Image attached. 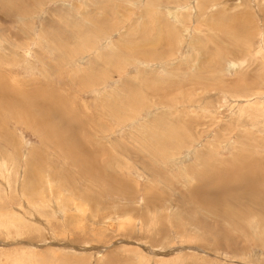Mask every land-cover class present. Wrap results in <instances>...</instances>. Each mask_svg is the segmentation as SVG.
I'll use <instances>...</instances> for the list:
<instances>
[{
    "label": "rangeland",
    "instance_id": "374dc122",
    "mask_svg": "<svg viewBox=\"0 0 264 264\" xmlns=\"http://www.w3.org/2000/svg\"><path fill=\"white\" fill-rule=\"evenodd\" d=\"M262 104L264 0H0V264H264Z\"/></svg>",
    "mask_w": 264,
    "mask_h": 264
},
{
    "label": "bare ground",
    "instance_id": "6f19581e",
    "mask_svg": "<svg viewBox=\"0 0 264 264\" xmlns=\"http://www.w3.org/2000/svg\"><path fill=\"white\" fill-rule=\"evenodd\" d=\"M168 7V6H167ZM170 8V7H169ZM149 32V31H148ZM162 34V33H161ZM138 62V61H137ZM230 63V67H231V70H234V69H236V63L235 62H233V61H230L229 62ZM232 65V66H231ZM234 67V68H233ZM7 82V81H6ZM13 90V89H12ZM12 92V91H11ZM13 93V92H12ZM37 95V94H36ZM45 95V94H44ZM14 96V95H13ZM5 97V96H4ZM16 97H20L19 95L18 96H16ZM44 97V96H43ZM28 98V97H27ZM39 98H41V101H42V97H41V95H40V97ZM38 98V99H39ZM260 98V97H259ZM21 100V98H18L17 99V102H18V106L20 107V108H16L15 107V109H21L20 110V114H18V117H19V119H22L23 121H25V122H27V123H29V124H31V126H33V129L35 130V131H37V132H39V133H42V134H46V136H45V139L47 140V139H50V140H53V141H57V139H59V143H62L61 145L64 147V148H66V150H67V152H69L70 153V155H71V158L72 159H77L79 162H81L78 158H77V156H76V154H75V152L71 149L70 150V145H71V143H72V146L74 147V148H76V145H75V142H72V140L70 141V139L72 138V136H70V135H73L74 133H72V131H70L69 133H70V135H69V139H67V137L65 138V140L62 138V132L56 127V122L54 123L53 122V115L56 113V111H53V110H51L52 108H54L53 106H50L49 104H47V102L46 101H43V102H41V104L39 103V104H37V97H31L30 99H24V100ZM5 100V99H4ZM3 100V101H4ZM6 100L8 101L7 102V104H6V108L7 109H9V110H11L10 108H13V107H11V103H12V101H15L14 100V98L13 97H7L6 98ZM236 100V99H235ZM233 103V102H232ZM247 104V103H246ZM3 105H4V103H3ZM249 105V104H248ZM262 105H264V104H262ZM13 106V105H12ZM263 107V106H262ZM241 108V107H240ZM8 110V111H9ZM14 110V109H13ZM38 110H40V112L38 111ZM7 111V112H8ZM15 111V110H14ZM17 112V111H16ZM60 112V111H59ZM13 113V112H12ZM50 114V115H49ZM153 115V114H152ZM14 116V115H13ZM55 118H57V120H58V118H64L65 120V123H67V121H70V119L67 117V115H65V114H63L62 112L61 113H58L57 115H55L54 116ZM51 122H50V121ZM63 121V122H64ZM58 122V121H57ZM62 122V123H63ZM2 123V122H1ZM26 123V124H27ZM72 126V125H71ZM64 130V129H63ZM67 133V132H66ZM65 133V134H66ZM48 137V138H47ZM148 141V140H147ZM155 146V145H154ZM71 151V152H70ZM36 154V153H35ZM70 158V159H71ZM85 163V162H84ZM254 163H255V161H254ZM82 165H84V164H82ZM231 167L233 168V170L234 171H232V170H230L229 171V175L227 174L226 176H221V175H219V176H221V180H220V178H219V180L221 181V182H219V184L221 183V184H223V186H225V185H229L228 187L230 188V187H235V184L236 185H243V186H246V187H249V186H252V184H253V180H256V181H262V182H264V173H261V168L259 169V171H257V169H256V167L257 166H254V164H252V165H250V166H246L244 169L240 166V165H232L231 164ZM93 168V167H92ZM258 168V167H257ZM2 169V168H1ZM4 169V168H3ZM89 170V169H88ZM229 170V169H228ZM98 171V170H97ZM92 172V171H91ZM6 173V172H5ZM93 174V173H92ZM95 174V173H94ZM202 174V173H201ZM224 174H225V172H224ZM223 174V175H224ZM214 177H216V176H214ZM214 177H212V178H214ZM212 178H211V180H212ZM223 178V179H222ZM218 180V179H217ZM256 181H255V183H256ZM225 182V183H224ZM262 182H260V183H262ZM209 183H211V182H209ZM215 184V183H214ZM206 185V184H205ZM256 185H257V183H256ZM216 186V185H215ZM197 187V186H196ZM221 187V186H220ZM227 187V188H228ZM238 187V189H239V186H237ZM258 187V186H257ZM256 187V188H257ZM209 188V187H208ZM222 188V187H221ZM224 188V187H223ZM253 188H254V186H253ZM259 188V187H258ZM111 189H113L112 187H111ZM212 189V188H211ZM231 189V188H230ZM236 189V188H235ZM243 189V188H242ZM248 190L250 189V188H247ZM263 189H264V187H263ZM262 189V190H263ZM114 190V189H113ZM200 190V189H199ZM225 190H227L226 188H225ZM214 191H216V190H214ZM213 191V192H214ZM232 191V190H231ZM240 191H241V189H240ZM254 191H257V190H255V188H254ZM204 192V191H203ZM230 192V191H229ZM194 193V192H193ZM202 193V192H201ZM204 193H206V191L204 192ZM208 193V192H207ZM206 193V194H207ZM224 193V192H223ZM237 193V192H236ZM239 193V192H238ZM243 193V192H242ZM252 193V192H251ZM254 193V192H253ZM255 193H257V192H255ZM205 194V195H206ZM219 194H221V193H219ZM241 194V193H240ZM248 194H250V193H247L246 194V196H248ZM260 194V193H259ZM222 195V194H221ZM251 195V194H250ZM255 194H253V196H254ZM208 196V195H207ZM214 196V195H213ZM263 196H264V194H263ZM221 197V196H220ZM240 197V196H239ZM258 197V196H257ZM213 198H215V197H213ZM243 198V197H242ZM245 198V197H244ZM247 198V197H246ZM252 198V197H251ZM264 198V197H263ZM263 198H261V200L263 199ZM207 199V198H206ZM206 199H205V201H206ZM211 199V198H210ZM231 199V198H230ZM257 199V198H256ZM255 199V200H256ZM258 199L260 200V198L258 197ZM257 199V200H258ZM215 200H216V198H215ZM250 200V199H249ZM218 201V200H217ZM216 201V202H217ZM247 201H248V199H247ZM212 202V201H211ZM214 202V201H213ZM212 202V203H213ZM259 202V201H258ZM252 203V202H251ZM76 204V203H75ZM199 204V203H198ZM215 204V203H214ZM220 204V203H219ZM258 204V203H257ZM262 204H264V203H262ZM67 205V204H66ZM69 205V204H68ZM63 207V206H62ZM81 207V206H80ZM262 207H264V206H262ZM74 208H76V207H74ZM82 208V207H81ZM80 208V209H81ZM73 209V208H72ZM80 209H79V212H80ZM77 210V209H76ZM74 212V211H73ZM77 213V212H76ZM120 219V218H119ZM113 220L114 221V224L113 223H111V226H113V225H115V223H117V221H120V220ZM111 220V221H112ZM121 222V221H120ZM123 222V221H122ZM125 223V222H124ZM120 224V223H119ZM119 224H118V226H119ZM117 225V224H116ZM114 227V226H113ZM116 228H117V226H116ZM118 231V230H117Z\"/></svg>",
    "mask_w": 264,
    "mask_h": 264
}]
</instances>
